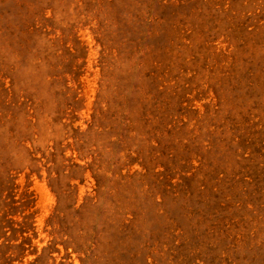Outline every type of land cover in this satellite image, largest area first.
I'll return each mask as SVG.
<instances>
[{"label": "rangeland", "instance_id": "1", "mask_svg": "<svg viewBox=\"0 0 264 264\" xmlns=\"http://www.w3.org/2000/svg\"><path fill=\"white\" fill-rule=\"evenodd\" d=\"M0 264H264V0H0Z\"/></svg>", "mask_w": 264, "mask_h": 264}]
</instances>
